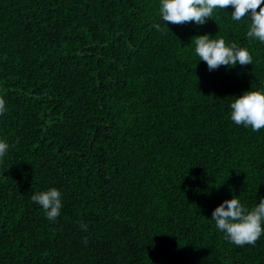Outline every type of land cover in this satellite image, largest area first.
<instances>
[{"label":"trees","instance_id":"trees-1","mask_svg":"<svg viewBox=\"0 0 264 264\" xmlns=\"http://www.w3.org/2000/svg\"><path fill=\"white\" fill-rule=\"evenodd\" d=\"M158 6L0 0V264H264V234L237 246L209 220L264 196V128L228 116L264 88V44L231 6L203 25H166ZM205 33L252 65L209 71L191 42ZM49 187L55 221L30 199Z\"/></svg>","mask_w":264,"mask_h":264},{"label":"clouds","instance_id":"clouds-1","mask_svg":"<svg viewBox=\"0 0 264 264\" xmlns=\"http://www.w3.org/2000/svg\"><path fill=\"white\" fill-rule=\"evenodd\" d=\"M228 6H231L230 19L247 26L246 37L264 44V0H159L158 15L166 25L169 22L203 25L216 12ZM154 27L159 30L161 25L157 23ZM194 38L191 39L195 45L194 53L199 62H206L209 71L220 66L252 65V56L245 47L226 43L223 37L208 33ZM233 97L229 102V119L254 132L264 128V88H251ZM5 111V100L0 98V114ZM9 148V143L0 139V158L6 155ZM229 188L231 191V186ZM239 197L233 195L231 199L223 200L214 208L209 220L214 222L216 230L226 240L243 246L253 244L264 234V196L259 198V202L256 198L251 207L242 203ZM30 199L41 207L49 221H55L60 216L63 204L62 193L58 188L49 187L33 192Z\"/></svg>","mask_w":264,"mask_h":264}]
</instances>
